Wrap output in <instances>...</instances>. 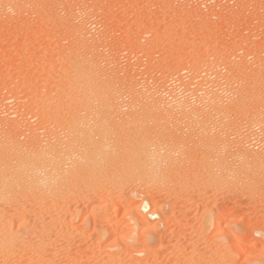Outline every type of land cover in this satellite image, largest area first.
Instances as JSON below:
<instances>
[{"label":"rangeland","instance_id":"obj_1","mask_svg":"<svg viewBox=\"0 0 264 264\" xmlns=\"http://www.w3.org/2000/svg\"><path fill=\"white\" fill-rule=\"evenodd\" d=\"M0 241V264H264V0H0Z\"/></svg>","mask_w":264,"mask_h":264},{"label":"bare ground","instance_id":"obj_2","mask_svg":"<svg viewBox=\"0 0 264 264\" xmlns=\"http://www.w3.org/2000/svg\"><path fill=\"white\" fill-rule=\"evenodd\" d=\"M84 73V72H83ZM83 77V76H82ZM77 78H79V77H77ZM84 78V77H83ZM73 80V79H72ZM94 80V79H93ZM96 80V79H95ZM79 81V80H78ZM98 81V80H97ZM82 88V87H81ZM68 89V88H67ZM87 90V89H86ZM81 92V91H80ZM63 95V94H62ZM67 96V95H66ZM83 96V95H82ZM62 103V102H61ZM84 124V123H83ZM95 129L97 128V129H99V130H106V129H104V125H103V123H102V121L101 122H96L95 124H94V126H93ZM97 133V132H96ZM69 135H71L72 136V139H71V141H70V138H69V140H67V142H69V145L70 146H75V150L73 151V150H71V152L73 151V152H78L79 150H78V147L79 148H83L85 145H84V142H85V137H86V133H85V131H84V125H81L80 126V128L79 129H73V130H70V134ZM155 137V136H154ZM142 140V139H141ZM66 142V143H67ZM93 143V142H92ZM136 143H139L137 146L135 145ZM86 144V143H85ZM134 144V145H133ZM146 143H142V142H132L131 143V145H133L132 147H133V151L130 153H127L126 154V152H125V150H124V152L125 153H123V154H125L124 156H125V160L127 159L128 161H130L131 163H132V165L133 164H136L139 168L141 167V166H146V167H148L149 169H151V171L152 172H156V170L157 169H160V165H161V162H163V160H165V153L163 154H161L160 153V150H158V149H155V150H151L150 149V145L151 144H148L149 145V147H147V144L145 145ZM89 145V144H88ZM106 146V145H105ZM131 148V147H130ZM128 150V149H127ZM97 151V150H96ZM70 153V152H69ZM80 153V152H79ZM94 153V152H93ZM110 152H105V151H103V150H100V153L98 154V159H100V161H102L103 163L104 162H106L107 161V159H109V157H111V155L109 154ZM87 154V153H86ZM117 154V153H116ZM41 155V154H40ZM118 155V154H117ZM122 155V154H121ZM40 157V156H39ZM82 159H84V157L81 155L80 156ZM119 157V156H118ZM123 157V156H122ZM48 159V158H47ZM47 159L45 160V161H47ZM81 159V160H82ZM95 159H96V156L95 155H88V157H87V160H88V163L90 164L91 163V165H92V162L94 163V161H95ZM124 159V158H123ZM14 160V159H13ZM52 161V160H51ZM56 161V160H55ZM73 161V160H72ZM71 161V162H72ZM124 161V160H123ZM21 162V161H20ZM2 163V162H1ZM23 163V162H22ZM127 163V162H126ZM129 163V162H128ZM9 164V163H8ZM44 165H46V164H44ZM17 166V165H16ZM49 166H50V168H49V172L48 173H50L53 169H55V167L52 165V164H50L49 163ZM18 167V166H17ZM104 167V166H103ZM145 167V168H146ZM172 168V167H171ZM46 169V168H45ZM141 169V168H140ZM139 169V170H140ZM32 170V169H31ZM46 171V170H45ZM60 171V170H59ZM58 171V172H59ZM131 171H132V169H131ZM150 171V172H151ZM5 172V171H4ZM78 172V171H77ZM106 172V171H105ZM112 172V171H111ZM79 173H80V171H79ZM11 174V173H10ZM40 174V173H39ZM51 174V173H50ZM55 174V173H54ZM83 174V173H82ZM126 174V173H125ZM124 174V175H125ZM141 174V173H140ZM143 175V174H142ZM211 175V174H210ZM66 176V175H65ZM75 176V175H74ZM84 176V175H83ZM26 177V176H25ZM48 177V176H47ZM78 177V176H77ZM209 177V176H208ZM38 177H36V179H37ZM65 178V177H64ZM67 179V178H66ZM121 179V178H120ZM69 180V179H68ZM146 180V179H145ZM24 182V181H23ZM115 182V181H114ZM120 184V183H119ZM108 186V185H107ZM115 189H117V188H115ZM141 191V190H140ZM98 197V196H97ZM175 197H176V195H175ZM186 203V202H185ZM131 204V203H130ZM183 204V203H182ZM187 204V203H186ZM127 205V204H126ZM144 205V204H143ZM152 205V204H151ZM137 206V205H136ZM166 207V206H165ZM143 209V208H142ZM151 209V208H150ZM145 211V210H144ZM153 213H155V212H151L150 211V213H149V217H152L153 216ZM156 214V213H155ZM17 218V217H16ZM153 218V217H152ZM18 219V218H17ZM23 220V219H22ZM8 222V221H7ZM151 224V223H150ZM5 225V224H4ZM144 225H146L145 227H148V226H150L149 224H148V221H146V223H144ZM7 226V225H6ZM5 226V227H6ZM144 227V228H145ZM10 228H11V226H10ZM148 228H150V227H148ZM146 230H148V229H146ZM5 231V230H4ZM3 236V235H2ZM5 236V235H4ZM19 237V236H18ZM131 238V237H130ZM8 239H9V237H8ZM1 242V241H0ZM3 242V241H2ZM11 242V241H10Z\"/></svg>","mask_w":264,"mask_h":264}]
</instances>
